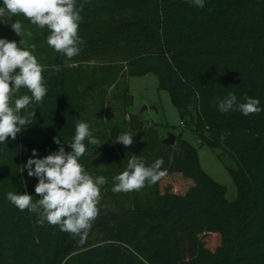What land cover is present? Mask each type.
I'll return each mask as SVG.
<instances>
[{"label":"trees","instance_id":"16d2710c","mask_svg":"<svg viewBox=\"0 0 264 264\" xmlns=\"http://www.w3.org/2000/svg\"><path fill=\"white\" fill-rule=\"evenodd\" d=\"M76 6H82L79 54L71 59L55 55L53 66L60 70L45 68L43 103L21 110L20 115L35 110L32 124L15 140L0 143V264H264V111L225 113L213 103L231 92L238 102L245 96L258 99L264 109V0H205L203 8L191 0H76ZM126 54L121 79L93 80L78 88L88 73L79 61ZM146 72L169 92L198 145L217 149L228 160L237 188L234 200L202 170L197 145L180 133L166 145L135 115L125 118L126 77ZM22 95L31 93L21 88L13 101ZM115 102L123 113L117 125L105 121ZM79 121L89 124L101 144L86 139L79 162L99 174L104 168L101 176L109 177L111 187L113 177L126 170L130 153L145 166L163 158L162 170L193 183L176 192L169 185L161 190L159 180L126 192L123 200L114 193V208L100 199L86 235L39 224L37 214L19 210L6 193L27 192L33 202L39 199L38 179L23 166L29 158L57 151L53 137L70 142ZM110 129L116 131L112 136ZM123 132L133 135L131 146L115 143ZM142 137H148L152 164L140 146ZM207 233L219 236L213 249L201 237Z\"/></svg>","mask_w":264,"mask_h":264},{"label":"clouds","instance_id":"9594fccd","mask_svg":"<svg viewBox=\"0 0 264 264\" xmlns=\"http://www.w3.org/2000/svg\"><path fill=\"white\" fill-rule=\"evenodd\" d=\"M195 6L203 8L205 0H191ZM77 8L76 0H3L0 7V21L7 23L13 16L23 15L31 24L41 29L47 27L50 35L47 44L57 53L64 54L71 59L80 52L82 43L78 36L79 22L82 20ZM12 30L20 36L23 24L19 20L10 23ZM29 36L31 32L27 33ZM20 40L16 41L0 38V143H5L11 137L15 140L25 126L32 124L35 110H28L20 115L21 110L28 109L30 104L43 103L47 94L43 72L45 66L38 62L33 51L22 47ZM36 45H31L35 49ZM19 69V71H17ZM59 71V66H53ZM26 88L31 95H22L13 101V96ZM245 102H238L234 93L229 92L223 99L213 103L221 112L239 111L243 115L257 114L264 109L259 107L260 101L248 96ZM99 147L100 141L93 136L90 126L79 121L75 126V135L70 142L62 143L59 137H53V142L59 145L57 151L43 158H29L22 171L27 169L29 177L38 179L35 193L40 197L33 202V196L27 192L16 194L7 192L6 199L19 210L38 215V223L43 225H58L61 231L75 235H86L92 222L98 215L97 204L100 200V186L107 183L104 176L93 177L86 172L79 162L87 151L84 141ZM71 149L65 151L64 144ZM115 143L131 146L133 135L128 132L120 133ZM32 156H37V150H32ZM163 158L157 159L151 166L130 153L127 168L121 174L113 177L112 191H139L146 184L157 183L166 175L162 170ZM21 171V172H22Z\"/></svg>","mask_w":264,"mask_h":264},{"label":"rangeland","instance_id":"374dc122","mask_svg":"<svg viewBox=\"0 0 264 264\" xmlns=\"http://www.w3.org/2000/svg\"><path fill=\"white\" fill-rule=\"evenodd\" d=\"M15 20H19L23 24V30L18 36L11 28L10 23ZM31 32L29 36L27 33ZM50 35L47 27L44 29L39 28L36 25L26 19L23 15L13 16L7 20V23L0 21V38H5L9 41H16L18 47L20 46V40L23 41L22 47L28 48L33 51V54L37 57L38 62L45 66H53L54 58L57 52L47 44V37ZM35 44V49H31V45ZM126 55H114V56H96L87 61H79L85 68H87V75L85 81L78 86L81 89L82 85L86 82H93V80L102 83L103 79H112L113 77L120 78V75L124 72L123 58ZM65 59V58H64ZM70 65H76L73 60H66ZM19 71V69H17ZM109 81V80H108ZM126 85L128 89V95H130V103L126 106L125 118L128 119L129 115H135L139 121L144 123V128H150L155 130V134L158 139H163L168 133L174 135L181 134L182 138L191 141L197 145V155L200 167L215 181L219 182L225 188V196L229 201H232L237 196V188L235 182L230 174L228 166L230 165L227 159L219 157V150L213 149L208 145H198L197 139L191 134L187 127L181 123V117L178 109L172 103L169 92L158 86V80L153 72H146L139 75L131 74L126 77ZM103 87H106L103 85ZM119 105L110 103L108 107L109 116L105 118L107 123H113L117 125L121 120V114L119 113ZM134 127L136 124H133ZM121 128H119V131ZM125 130L131 131L134 135L137 132L126 126ZM145 129H143L144 131ZM116 131L109 130L110 136ZM145 136L146 134H142ZM151 136V134H149ZM148 137H142L141 147L146 148L145 156L148 157V161L152 164L153 151L146 145ZM87 173L93 177L101 176L104 172L99 174L98 171L93 170V167H87L84 165ZM107 183L100 186V199L106 202L109 208H114L113 201L114 192L109 182V177L105 176ZM160 189L163 190L167 185L171 190L181 192L186 190L193 182L191 179H187L178 173H166L164 177L160 179ZM117 198L123 200L126 196V192L115 193ZM205 242V245L211 249L219 243V236L215 233H207L201 236ZM10 261V259H9ZM18 264H24L18 262Z\"/></svg>","mask_w":264,"mask_h":264},{"label":"water","instance_id":"95a60500","mask_svg":"<svg viewBox=\"0 0 264 264\" xmlns=\"http://www.w3.org/2000/svg\"><path fill=\"white\" fill-rule=\"evenodd\" d=\"M162 141L166 145H173L176 141V135L168 133L166 137L162 139Z\"/></svg>","mask_w":264,"mask_h":264}]
</instances>
